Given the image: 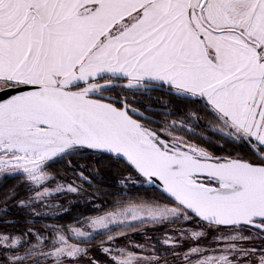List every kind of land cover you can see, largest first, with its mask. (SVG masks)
Returning <instances> with one entry per match:
<instances>
[{
  "label": "snow or ice",
  "instance_id": "6c2138e0",
  "mask_svg": "<svg viewBox=\"0 0 264 264\" xmlns=\"http://www.w3.org/2000/svg\"><path fill=\"white\" fill-rule=\"evenodd\" d=\"M124 92L166 94L163 124L150 127L160 124L145 115L154 109L133 108ZM173 98L201 105L212 132L250 158L189 139H205L189 126L198 117L168 119ZM81 154L123 161L117 195L127 199L75 217L79 227L49 225L50 235L0 233V264H99L82 245L101 235L107 264H173L168 252L176 264H264V0H0V176H22L34 192L18 207L80 195L75 181L45 185L53 162ZM141 188L167 203L133 199ZM176 223L194 227L165 232L163 253L117 243L137 225ZM208 233L211 246H202Z\"/></svg>",
  "mask_w": 264,
  "mask_h": 264
},
{
  "label": "trees",
  "instance_id": "16d2710c",
  "mask_svg": "<svg viewBox=\"0 0 264 264\" xmlns=\"http://www.w3.org/2000/svg\"><path fill=\"white\" fill-rule=\"evenodd\" d=\"M115 90L118 92L120 91L119 88ZM122 95L128 97V104L141 112H145V109L148 108L154 109V111L145 112V115L151 117L153 120L160 121V124H151L149 121H145V123H149L150 127L157 128L163 124L165 112L163 102L169 101L166 94L153 92L150 95H140L138 93L124 92ZM201 107L202 106L198 104L186 103L173 98L170 103H168V109L171 110L174 115L169 116L168 119H175L178 116L187 119L186 113H196L199 122L195 118L191 119L189 120V126L196 133L202 134L205 139L201 140L196 136H188L189 139L193 140L195 143L206 146L210 152L217 156L239 155L244 159L250 158V153L246 146L228 141L212 132L211 127L214 118L210 116L206 110L200 111L199 109ZM136 118L139 119V117ZM178 134L187 135V133ZM69 161H71V165H69ZM47 171L53 174L55 180H64L69 183L75 181L77 184H82L84 189L82 193L92 198V200H90L91 203L89 200L84 203H72L71 200L76 195L68 193L58 195L60 202L63 203L62 205L67 206V211H64L57 217L41 213L40 209L43 207V204L39 202H34L31 208H20L18 207V202L22 199L27 200L34 192L28 191L29 186L23 183L24 177L22 176H0V231L18 229L21 233H24L29 228H33L40 232L43 230L48 232L52 230L47 227L51 224H73L75 226L80 224V221L74 220L75 217L102 215L103 211L111 210L114 201L118 199H127L126 196L117 195V193L121 191L120 182L128 175L129 171L123 161L116 162L106 157L97 159L94 155L81 154L56 160L48 167ZM80 172L90 177L91 184L84 183L82 180L78 179L77 173ZM13 193L15 194L14 199L5 200L6 196L12 195ZM131 195L133 199L140 196L147 200L156 198L161 202L167 203L164 197H162L158 191H155V188L148 192H145L141 188L131 192ZM69 201H71L70 204ZM99 203L103 205V209L101 211L94 210V206ZM4 209H7V211H4ZM33 210L40 213V215H33ZM176 224L147 227L137 225V230H130V238L140 244H153L157 249V253L160 254L164 252V249L157 241L162 238L163 231H168V226ZM103 239H106V236H97L95 240L85 244V246L91 244L97 246L99 241ZM187 248V246H183V248H179L175 251L180 252ZM171 255L172 253L168 252L167 256L164 258L167 259L168 257L167 260L172 261ZM95 259L99 261V264H107L104 262L101 255H96Z\"/></svg>",
  "mask_w": 264,
  "mask_h": 264
},
{
  "label": "rangeland",
  "instance_id": "374dc122",
  "mask_svg": "<svg viewBox=\"0 0 264 264\" xmlns=\"http://www.w3.org/2000/svg\"><path fill=\"white\" fill-rule=\"evenodd\" d=\"M101 83H103V81L101 82ZM209 130H210V128H209ZM61 184V185H67V184H69V182H66V181H64V180H59V179H53V180H51L49 183H47L46 185H45V187H47V188H50V189H52V188H55L56 186H57V184ZM36 191H42V189H40V188H37L36 189ZM62 194H64V193H60V194H57V193H53L50 197H48L47 198V200H46V203H49V204H54V205H59V207H52V208H41L40 209V212L41 213H46V215H48V216H52V217H57V216H59L60 214H62L67 208V206H64V205H62L63 203L62 202H60V200H59V196L58 195H62ZM33 195H34V193H33ZM62 197V196H61ZM60 197V198H61ZM88 200L90 201V200H92V198H90V197H88L87 195H85L84 193H82L81 192V194L80 195H76L71 201H72V203H75V202H79V203H84V202H88ZM71 201H69V204L71 203ZM40 203V202H39ZM38 203V204H39ZM100 205H102L101 203H99V204H97V205H95L94 206V208L96 209L98 206H100ZM57 214H59V215H57ZM81 223V222H80ZM75 226H77V227H79L80 226V224H77V225H75ZM181 227H189V228H191V227H194V225H184V224H181V223H177L176 225H173V226H168V228H167V230H169V229H172V228H181ZM29 229H32L33 230V233H41V234H43V235H50L51 234V232H52V230H50V231H38L37 229H33V228H29ZM119 231V230H118ZM165 232H167V231H163L162 232V238L160 239V240H162L163 239V236H164V234H165ZM0 233H4V234H11V235H20V234H22L18 229H12V230H5V231H0ZM170 235H175V236H179V233L178 232H172V233H169ZM212 233H208V235H207V238L206 239H204V240H201L200 241V243H201V245L202 246H211L210 245V241H211V238H212ZM33 242H35L34 240H33ZM72 242H76L75 240H73ZM118 243V245L119 246H126V245H128L129 243H131V244H135V245H144L145 246V249H147V250H145L144 252H142V253H140L142 256H149V255H151L152 253H151V249H150V246H153V244H140V243H138V242H136L134 239H132V238H130V235L126 238V239H123V240H120V241H118L117 242ZM257 243H258V241H257ZM182 244L184 245V246H187V247H189L191 244H192V242L191 241H189V240H185V241H182ZM98 245V244H97ZM82 246H84V247H89V248H91L92 250L90 251V253H89V256H92V257H95L96 255H101L102 257H103V260H104V262L105 263H107L106 262V258H105V256H103L101 253H100V251H99V249H98V247L97 246H95V245H87V246H85V245H82ZM107 246V245H106ZM179 248H177L176 250H178ZM47 250V249H46ZM130 250H132V251H136V249H134V248H131ZM187 249H185V250H182V251H180L179 253H181V255H182V253L184 252V251H186ZM172 256V258H171V260L172 261H170V262H173L174 260H173V255H171ZM167 259H168V257H167ZM166 259V260H167ZM79 264H88V261L87 260H81L80 262H79ZM173 264H176V262L174 261V263Z\"/></svg>",
  "mask_w": 264,
  "mask_h": 264
},
{
  "label": "flooded vegetation",
  "instance_id": "af4514ba",
  "mask_svg": "<svg viewBox=\"0 0 264 264\" xmlns=\"http://www.w3.org/2000/svg\"><path fill=\"white\" fill-rule=\"evenodd\" d=\"M116 92H118V91H113V92H110V93H106V94H108V95H114Z\"/></svg>",
  "mask_w": 264,
  "mask_h": 264
},
{
  "label": "water",
  "instance_id": "95a60500",
  "mask_svg": "<svg viewBox=\"0 0 264 264\" xmlns=\"http://www.w3.org/2000/svg\"><path fill=\"white\" fill-rule=\"evenodd\" d=\"M134 118H136V117H134ZM51 225H54V224H51Z\"/></svg>",
  "mask_w": 264,
  "mask_h": 264
}]
</instances>
